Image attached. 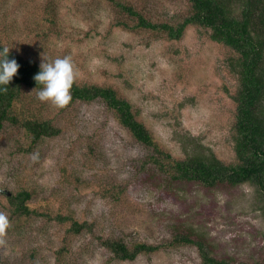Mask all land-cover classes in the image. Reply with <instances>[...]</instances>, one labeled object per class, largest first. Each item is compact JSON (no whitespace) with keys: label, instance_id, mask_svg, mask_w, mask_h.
I'll use <instances>...</instances> for the list:
<instances>
[{"label":"rangeland","instance_id":"rangeland-1","mask_svg":"<svg viewBox=\"0 0 264 264\" xmlns=\"http://www.w3.org/2000/svg\"><path fill=\"white\" fill-rule=\"evenodd\" d=\"M119 4L153 22L176 24L188 0H0V44L39 64L68 55L78 83L111 86L175 158L185 144L236 162L235 51L209 30L188 25L179 39L138 27ZM24 92V105L60 129L31 149L23 127L0 130V264H205L193 243L204 236L217 257L264 264V208L250 183L213 187L174 180L150 158L101 99L64 107ZM27 105V106H26ZM31 192V214L14 213L9 196ZM59 215L61 216L60 218ZM63 218V220L61 219ZM72 218L86 222L81 231ZM159 245L134 260L114 256L106 238Z\"/></svg>","mask_w":264,"mask_h":264},{"label":"trees","instance_id":"trees-1","mask_svg":"<svg viewBox=\"0 0 264 264\" xmlns=\"http://www.w3.org/2000/svg\"><path fill=\"white\" fill-rule=\"evenodd\" d=\"M190 13L176 23L153 22L131 5L119 4L129 15L137 18L138 27L165 32L171 39H179L188 25H198L209 30L214 41L232 48L236 56L229 66L239 78V87L233 96L236 103L234 122V150L237 161L226 163L211 149L199 144L188 147L186 156L175 158L165 150L153 133L137 116L130 100L121 97L111 86L78 83L75 79L71 100H103L133 137L153 149L150 158L158 168L174 180L195 181L213 187L226 183L236 186L250 183L256 187L264 208V0H188ZM4 45L0 44V47ZM20 65L8 85L0 91V130L5 122L23 127L30 138V147L44 137L57 135V128L49 118L39 117L24 105V91L39 89L34 80L39 63L21 54L9 51V59ZM27 106V105H26ZM31 192L21 190L9 196L14 213L28 215L37 210L29 204ZM61 216L59 215L58 218ZM63 220V218H61ZM86 222L72 218L71 227L79 232ZM176 243H193L205 264H246L228 257H217L204 236L188 233L175 236ZM103 244L115 257L134 260L140 253L157 251L159 245L130 242L124 238H106Z\"/></svg>","mask_w":264,"mask_h":264},{"label":"clouds","instance_id":"clouds-1","mask_svg":"<svg viewBox=\"0 0 264 264\" xmlns=\"http://www.w3.org/2000/svg\"><path fill=\"white\" fill-rule=\"evenodd\" d=\"M9 51L10 48L7 46L0 47V91L6 90L2 86L9 84L20 67L15 58L9 59ZM41 56L40 70L33 77L37 84L41 85L36 96L40 101L50 102L56 107H64L72 98L70 89L77 76L73 61L68 55L49 58L41 53ZM6 227L7 218L0 214V233Z\"/></svg>","mask_w":264,"mask_h":264}]
</instances>
